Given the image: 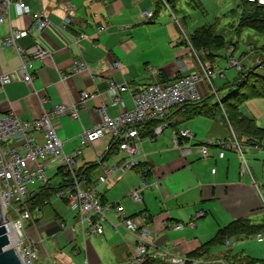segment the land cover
I'll use <instances>...</instances> for the list:
<instances>
[{
  "label": "crops",
  "instance_id": "0c3cea01",
  "mask_svg": "<svg viewBox=\"0 0 264 264\" xmlns=\"http://www.w3.org/2000/svg\"><path fill=\"white\" fill-rule=\"evenodd\" d=\"M20 1L32 12L42 11L52 26L31 32L19 44L24 48L38 44L49 56L33 62L29 70L31 83L25 84L18 71L17 55L1 44L10 29H25L30 24L28 18L17 17L11 8L9 18L0 23V76L6 75L9 79L7 84L0 86V117L11 112L22 121L35 120L54 105L78 106L81 94L88 93L92 97L79 107L78 119L62 117L53 122L65 154L78 147L77 137L83 130L100 122L98 111L101 107H105L110 117L117 114L118 107L107 94L109 80L135 89L149 84L166 85L178 75L196 71L200 62L212 69L214 61L208 55L214 53L207 49L198 52L189 41L192 32L200 26L188 32L174 19L175 13L167 6L159 10L156 17L145 18L143 12L154 13L157 0ZM194 2L195 5L187 6L197 8ZM62 23L66 25L64 29L60 28ZM229 58L234 57L230 54ZM75 61L84 62L85 69L68 76L67 71ZM115 61L120 62L117 69L112 67ZM218 72L217 75L225 80L224 70ZM235 76L223 85L233 82ZM202 92L206 97L205 87ZM120 96L125 107L131 108L130 93ZM159 125L162 130L157 135L150 125L139 129V141L135 144L137 167L97 184L96 194L103 203L119 205L126 217H139L137 222L152 229L148 241L153 245L148 255L161 264L171 255L186 256L196 251L219 229L236 219L247 218L255 223L253 217L264 214V173L257 158L264 160V156L249 152L244 156L243 152L246 171L242 173L239 153L232 147L226 148L233 144L229 124L220 117L188 118L183 109L177 108L170 110L165 120L156 126ZM185 128L191 136L179 137L176 148L177 133ZM109 144L110 139L104 137L82 149L77 165L85 168L93 181L103 175L106 167L118 164L123 158L115 148L103 153ZM59 161V158L48 159L44 163L46 172L56 170ZM143 170L147 171L146 180L152 186L142 191L141 201L135 203L129 193L132 189H140ZM60 211L69 219L65 211ZM198 211L203 212V217L193 221V227L188 226ZM107 218L114 228L105 225L103 233L95 238L109 239L116 261L126 264L135 238L124 228L121 218L111 212ZM165 221L185 226L181 230H171L163 226ZM60 223L58 211L50 207L35 226L29 225L27 236L32 241L43 240L41 236L61 240L72 253L79 237L63 230ZM79 248L81 250L80 245ZM247 249L243 255L264 261V244ZM81 254L87 264H101L92 246L86 254L81 250L73 255ZM105 254L106 249L102 255L105 257ZM60 258L62 264H75L63 253Z\"/></svg>",
  "mask_w": 264,
  "mask_h": 264
},
{
  "label": "built area",
  "instance_id": "2783aa9c",
  "mask_svg": "<svg viewBox=\"0 0 264 264\" xmlns=\"http://www.w3.org/2000/svg\"><path fill=\"white\" fill-rule=\"evenodd\" d=\"M245 1L256 6H264V0ZM11 8L14 9L17 17L28 18L30 24L25 29H10L3 37L1 44L4 48L12 49L15 52L19 59L18 71L21 80L29 85L32 80L29 70L32 68L33 62L46 58L49 53L38 44L24 48L19 44V41L31 32H40L45 28H50L52 22L42 11L32 12L20 0H0V23L9 18ZM143 15L149 20L153 13L144 11ZM65 26L62 23L60 28L64 29ZM98 29L103 30L102 27ZM228 65L236 72L242 70L241 65L234 58L229 60ZM199 66V70L178 75L166 85L149 84L133 89L126 84L109 80L107 94L111 98L112 104L118 107L117 114L110 117L105 107H101L98 111L101 117L100 122L90 129L83 130L78 135V147L69 154L64 153L63 142L58 137L53 122L62 117L78 119L79 107L84 105L86 99L92 97L88 93L81 94L78 106L73 104L54 105L35 120L22 121L11 112L0 117V205L6 218L3 226L9 241L7 248L16 249L23 264H53L49 257L41 258L43 253L46 254L42 249L41 242L32 241L27 236V228L30 227L29 225H36L37 221L42 218V209L45 207L55 208L58 211L59 219H61L60 227L70 232L71 235L79 237V243L73 247L74 255L81 250L86 254L90 247L89 238L101 235L105 225L114 228L107 218V214L111 212L121 218L124 228L135 238L126 264H145L147 261H152V264H160L155 258L148 255L149 248L153 245L148 241L152 229L148 225L143 226L137 222L139 217H126L119 205L103 203L96 194V186L106 183L111 176H121L137 167L135 144L139 141L138 131L140 128L149 122H163L170 110L179 108L184 111L186 106L197 104L203 100V83L205 81L210 83L215 75L211 68L203 64ZM112 67L119 68L120 62L115 61ZM84 69V62L75 61L67 74L68 76L74 75ZM95 78L92 76V79ZM8 82L9 79L6 75L0 76V86ZM125 92H129L131 95L132 107L129 109L125 107L120 96ZM218 103L220 104L219 101ZM161 130L160 125L156 126L153 133L157 135ZM177 134L178 137L174 142L176 148L179 147V137L188 138L191 136L187 128ZM104 137L110 139V144L104 148L103 153L115 148L123 154V158L118 164L106 167L103 170V175L93 181L85 168L78 167L77 161L84 147L92 146ZM231 147L241 157L243 173L246 169L243 154L239 152V145L233 142L226 146V148ZM184 151L187 152L186 149ZM205 155L203 150V156L205 157ZM220 157H222V153ZM52 158L60 159L55 168L56 174L61 177L55 186L56 191L44 201L42 208L39 205H31L30 198L38 193L39 189L50 186L51 181L46 176L44 163ZM97 162L99 163V159ZM146 174L147 171L143 170L140 189H132L129 193L131 200L135 203L141 201V192L152 186L147 182ZM60 209L70 213V218L65 219ZM201 217H203V212L198 211L187 225L193 227V221ZM163 226L171 230H181L185 224L165 221ZM252 239L264 241V231L256 233ZM230 243L231 240H225L227 247L230 246ZM162 256L167 257L163 254ZM210 262L183 255H171L165 258L161 264H208ZM212 262L230 264L222 258L212 260ZM84 264H87L86 258H84Z\"/></svg>",
  "mask_w": 264,
  "mask_h": 264
},
{
  "label": "rangeland",
  "instance_id": "374dc122",
  "mask_svg": "<svg viewBox=\"0 0 264 264\" xmlns=\"http://www.w3.org/2000/svg\"><path fill=\"white\" fill-rule=\"evenodd\" d=\"M195 1L198 4L197 8L187 6V4L192 6L195 5L194 0H179V9L177 8V10L174 12V19H177L178 23L182 27L188 29V32H191V30H194L196 27L202 25L213 27L212 29L214 32L210 28V31L204 35L206 40H204L202 43V46H204L202 49H199L195 42L192 45L193 49L198 52L208 49V51L214 53V56L209 53L208 58H211L212 62L214 61L212 71L215 77L211 79L210 83L206 81L203 83V87L207 89V99L202 103L205 105V102L208 101L209 103L213 104L216 102L217 98H225L235 90L233 86L228 85L225 87V85H223L224 83L230 81L237 73H239L236 72L234 68H229L228 66L229 60L231 59L229 58L230 54L233 55L234 59H236L241 65L242 70L245 71L240 79L246 81L247 74L258 76L264 79V70L262 68L264 67V39L261 36L264 33V20L259 22V20L254 19L256 16H259L260 13L255 11L256 9L250 8V11H248L245 18L251 17L249 18L248 23L256 31H258L259 34L249 28H243L241 31L236 32L235 27L237 25L238 15L241 13V9L245 8L247 5L253 6V4L251 5L246 1V5L244 3L241 4L240 0ZM183 16L184 18H182ZM166 17L168 16L166 15ZM219 36L222 37V39ZM224 42L227 43L226 49L220 48L214 50L215 48L222 46ZM200 64L203 63L200 62ZM199 68L197 70H199ZM219 69L224 70L226 74L225 80L217 75L219 73ZM242 70L240 72H242ZM243 82H240V84ZM217 108L218 116H220L222 120H226L227 118L224 113V107L217 106ZM238 112L242 116L243 114L249 116L247 118L252 120L257 126L264 127V99L247 100L238 106ZM229 128L232 142L239 144V152L242 154L244 152V156H246L248 152L256 153L259 156H264V150H254L247 145L242 146V142H238V140L241 139L239 131L236 128H233L231 125H229ZM257 158L260 160L258 163L261 165V172L264 173V160L260 159V157ZM56 173V170L52 169H49L46 172V176L50 179L53 186L57 185L61 178L59 174L55 176ZM47 211H49V207L42 209V217ZM65 213L66 218H70V213ZM263 219L264 214L253 217V221L255 223H260ZM41 237L43 239L40 240L41 246L46 252V254L43 253L41 258H45L44 256H46L51 259L53 264H59L61 262V253H63L64 256L69 257L75 264H83L84 256L82 254L80 256H74L71 253L69 246L64 244V242L61 240L58 241V239L48 238L46 236ZM95 237L97 236H91L89 241L91 243L92 249L95 251L99 259H101V264H119V262L116 261L115 255L111 251V248L109 247L112 242L109 239L106 240L104 236H101V239H97ZM259 243L264 244V241L252 238L231 240L230 246L228 247L224 244L213 248L211 251V258H221L223 253L228 248L231 250V254H245V252H248L247 248L250 249L257 247L258 245H261ZM91 246L89 248H91ZM104 249H106L105 257L102 255ZM42 261L46 262L45 260Z\"/></svg>",
  "mask_w": 264,
  "mask_h": 264
},
{
  "label": "trees",
  "instance_id": "16d2710c",
  "mask_svg": "<svg viewBox=\"0 0 264 264\" xmlns=\"http://www.w3.org/2000/svg\"><path fill=\"white\" fill-rule=\"evenodd\" d=\"M179 0H157L156 7L154 9L153 16L156 17L159 10L167 6L170 11L175 12L177 10V3ZM241 4L244 3L246 5L245 0H240ZM239 1V4H240ZM252 5V4H251ZM250 8L256 9L260 13L259 16H256L254 19L262 22L264 20V6H250L247 5L245 8L241 9V13L238 15L237 25L235 27V31L239 32L243 28H249L256 31L250 24L248 23L249 18H245ZM211 26V25H210ZM208 26H200L192 32V35L189 37V41L191 45L195 42L199 49H202V43L206 38L204 35L210 31ZM213 30V29H212ZM214 32V30H213ZM258 34L259 32L256 31ZM264 39V33L261 35ZM220 37V36H219ZM222 39V37H220ZM227 43L224 42L222 46L219 48H215L214 50L223 48L226 49ZM208 50V49H207ZM211 50V49H210ZM211 54V53H210ZM212 56H214L212 54ZM264 70V67H262ZM245 71L239 72L236 74L234 81L228 83V85L234 87V92L229 94L225 98H219L215 103L211 104L208 101L203 105V101L207 99L204 97L203 100L197 104L186 106L184 109V114L188 116V118H193L197 116H204L209 118L220 117L217 114V106L224 107V113L226 115V121L233 128H236L239 131L242 143L244 145L250 146L253 149L264 150V128L257 126L252 120L248 119L245 116H242L238 112V106L250 99H264V79L258 76L248 75L246 77V81L240 79L242 74ZM246 76V75H245ZM252 76V77H251ZM244 82H243V81ZM240 82H243L240 84ZM232 84V85H231ZM225 85V86H228ZM220 102V104L218 103ZM223 103V105H222ZM221 118V117H220ZM158 122L153 121L149 122L146 125H150L153 128L157 125ZM57 174H55L56 176ZM56 186V185H55ZM50 183V186L39 189L38 193H36L33 197L30 198L29 201H32L31 205H39L41 208L45 200L49 199L54 191H56V187ZM264 230V220L260 223H252L247 218L236 219L227 226L219 229L214 237L201 245L196 251L187 254L186 256L194 259H203L211 261L208 264H220L217 262H212L215 260L211 258V250L219 245H224L225 240H238V239H249L252 238L256 233ZM225 262H230V264H264L263 260L252 259L243 254H231V250L228 248L221 257ZM145 264H152V261H147Z\"/></svg>",
  "mask_w": 264,
  "mask_h": 264
},
{
  "label": "water",
  "instance_id": "95a60500",
  "mask_svg": "<svg viewBox=\"0 0 264 264\" xmlns=\"http://www.w3.org/2000/svg\"><path fill=\"white\" fill-rule=\"evenodd\" d=\"M6 218L1 210L0 205V264H23L22 260L14 248H7L9 241L6 236V230L3 222Z\"/></svg>",
  "mask_w": 264,
  "mask_h": 264
}]
</instances>
